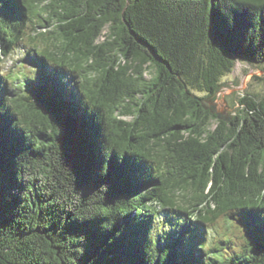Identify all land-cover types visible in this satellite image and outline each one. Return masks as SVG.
Returning a JSON list of instances; mask_svg holds the SVG:
<instances>
[{"label": "trees", "instance_id": "trees-1", "mask_svg": "<svg viewBox=\"0 0 264 264\" xmlns=\"http://www.w3.org/2000/svg\"><path fill=\"white\" fill-rule=\"evenodd\" d=\"M236 62L264 0H0V264H264V96L205 108Z\"/></svg>", "mask_w": 264, "mask_h": 264}, {"label": "rangeland", "instance_id": "rangeland-1", "mask_svg": "<svg viewBox=\"0 0 264 264\" xmlns=\"http://www.w3.org/2000/svg\"><path fill=\"white\" fill-rule=\"evenodd\" d=\"M26 51L21 48L9 55L6 59V70L20 72V68L33 71L35 67L26 59ZM222 88L216 97L209 99L221 113V117L230 118L237 114L240 108V99L245 94L261 98L264 96V66L252 67L249 64L236 62L232 73L221 78ZM198 97H205L206 93L193 91Z\"/></svg>", "mask_w": 264, "mask_h": 264}, {"label": "water", "instance_id": "water-1", "mask_svg": "<svg viewBox=\"0 0 264 264\" xmlns=\"http://www.w3.org/2000/svg\"><path fill=\"white\" fill-rule=\"evenodd\" d=\"M205 108L210 109V112H211L212 114H214V115H218L219 117L221 116L220 111H218L217 108H216L215 106L210 105V104L207 103V106H205Z\"/></svg>", "mask_w": 264, "mask_h": 264}]
</instances>
